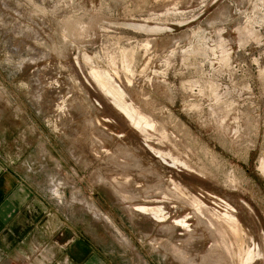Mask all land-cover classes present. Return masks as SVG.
<instances>
[{
  "label": "rangeland",
  "instance_id": "obj_1",
  "mask_svg": "<svg viewBox=\"0 0 264 264\" xmlns=\"http://www.w3.org/2000/svg\"><path fill=\"white\" fill-rule=\"evenodd\" d=\"M0 156L29 264L58 222L118 264H264V0H0Z\"/></svg>",
  "mask_w": 264,
  "mask_h": 264
},
{
  "label": "crops",
  "instance_id": "obj_2",
  "mask_svg": "<svg viewBox=\"0 0 264 264\" xmlns=\"http://www.w3.org/2000/svg\"><path fill=\"white\" fill-rule=\"evenodd\" d=\"M25 176L22 165L0 156V264H29L33 241H39V233L33 227L38 220L31 213L36 199ZM54 226L58 230L43 232L48 236L44 238L47 246L38 252L50 259L39 264H118L89 231L62 228L59 222Z\"/></svg>",
  "mask_w": 264,
  "mask_h": 264
},
{
  "label": "bare ground",
  "instance_id": "obj_3",
  "mask_svg": "<svg viewBox=\"0 0 264 264\" xmlns=\"http://www.w3.org/2000/svg\"><path fill=\"white\" fill-rule=\"evenodd\" d=\"M130 117H131V115H130ZM132 120V119H131ZM145 207V206H144ZM138 210L139 209H141V208H137ZM143 210V209H142ZM231 216V215H230ZM211 221H213L214 222V224L216 223L217 225H216V229H215V231L217 230L218 232H233L234 234H236V233H238L239 232V230H240V225H238V223H236L235 221H234V219H232V218H227V217H217V218H215V219H211ZM210 222V221H209ZM212 223V222H211ZM211 225V224H210ZM213 225V224H212ZM212 227V226H211ZM213 230H214V228H213ZM229 234V233H228ZM241 234V233H240ZM246 253L248 254V250L246 249L245 250V247L244 248H240L239 249V256H240V259H241V262L240 263H242V262H244V257H245V255H246ZM249 256V255H248ZM239 258V257H238ZM247 260V259H246ZM245 260V261H246ZM238 261H239V259H238ZM246 263H247V261H246ZM243 264H245V263H243Z\"/></svg>",
  "mask_w": 264,
  "mask_h": 264
}]
</instances>
